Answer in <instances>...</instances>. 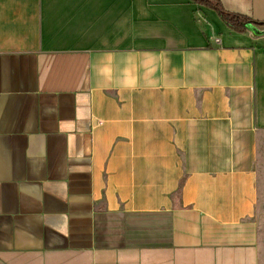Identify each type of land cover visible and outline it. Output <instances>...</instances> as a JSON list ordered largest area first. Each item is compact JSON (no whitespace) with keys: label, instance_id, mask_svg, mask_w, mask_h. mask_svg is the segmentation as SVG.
I'll return each instance as SVG.
<instances>
[{"label":"crops","instance_id":"1","mask_svg":"<svg viewBox=\"0 0 264 264\" xmlns=\"http://www.w3.org/2000/svg\"><path fill=\"white\" fill-rule=\"evenodd\" d=\"M263 203L264 26L0 0V264H262Z\"/></svg>","mask_w":264,"mask_h":264},{"label":"trees","instance_id":"2","mask_svg":"<svg viewBox=\"0 0 264 264\" xmlns=\"http://www.w3.org/2000/svg\"><path fill=\"white\" fill-rule=\"evenodd\" d=\"M200 5L206 6L208 8L214 9L222 21L229 26L231 29L243 32L245 27L250 24H256L260 26H264V23L256 22L246 16L233 14L224 9L221 2L219 0H192Z\"/></svg>","mask_w":264,"mask_h":264},{"label":"rangeland","instance_id":"3","mask_svg":"<svg viewBox=\"0 0 264 264\" xmlns=\"http://www.w3.org/2000/svg\"><path fill=\"white\" fill-rule=\"evenodd\" d=\"M256 220L258 221L262 230V241H263L262 264H264V203L259 207V209L256 212Z\"/></svg>","mask_w":264,"mask_h":264},{"label":"built area","instance_id":"4","mask_svg":"<svg viewBox=\"0 0 264 264\" xmlns=\"http://www.w3.org/2000/svg\"><path fill=\"white\" fill-rule=\"evenodd\" d=\"M217 42L219 43L220 41H219V40H217Z\"/></svg>","mask_w":264,"mask_h":264}]
</instances>
